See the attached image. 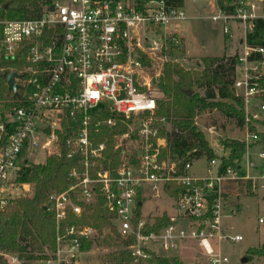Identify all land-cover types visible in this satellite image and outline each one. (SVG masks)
<instances>
[{"label": "built area", "instance_id": "1", "mask_svg": "<svg viewBox=\"0 0 264 264\" xmlns=\"http://www.w3.org/2000/svg\"><path fill=\"white\" fill-rule=\"evenodd\" d=\"M232 5L231 13L220 15L224 35H240L232 88L243 102L244 132L238 142L248 150L259 141L248 126L264 119V47L246 40L254 21L264 22V0H234ZM39 8L35 20L0 19V63L18 64L8 74L17 75L20 107L11 114L13 133L0 145V211L24 194L16 192L25 186L16 183L20 154L31 159L30 152L40 148L47 155L57 153L65 114L77 123L65 139L66 156L79 160L68 173L71 185L51 193L44 205L55 224L53 251L29 260L0 251V264H77L82 244L98 236L80 222L98 198L111 215L106 231L114 227L122 239L132 240L127 250L134 262L166 258L191 244L198 249L196 264H230L222 246L243 238L224 223L236 214L228 194L243 183L254 193L263 190L264 166L251 176L254 163L241 168L235 161L220 172V158L228 154L206 159L203 176H194L195 159L182 164L168 155L161 158L170 123L157 116L152 80L161 75L169 49L177 44L167 27L183 18L181 8L167 0H145L140 7L133 0H40ZM153 65L156 72L149 76ZM104 129L113 133L112 150L119 152L114 168L100 163L105 142L94 143ZM161 130L165 135L160 136ZM207 132L212 135L214 129ZM257 156L264 161V152ZM169 186L180 190L170 196ZM162 198L169 201V211L145 213L149 201ZM69 216L76 223L68 224Z\"/></svg>", "mask_w": 264, "mask_h": 264}, {"label": "trees", "instance_id": "2", "mask_svg": "<svg viewBox=\"0 0 264 264\" xmlns=\"http://www.w3.org/2000/svg\"><path fill=\"white\" fill-rule=\"evenodd\" d=\"M101 1L116 3L127 0ZM133 1L137 7H140L145 0ZM233 1L213 0V3L219 12L229 14L234 8ZM39 2L40 0H0V19L18 21L38 19L40 16ZM167 4L179 9L183 7V0H167ZM246 42L249 46L264 47V22L262 20L254 21V30L247 35ZM236 58L237 55L202 57L203 69L200 73L185 71L169 61L163 64L161 76L154 83L157 92L162 96L156 100L157 116L166 118L170 123V132L166 134L168 139L166 148L161 150V158L168 155L170 160H179L182 164L201 157L207 160L218 158L194 123L195 117L203 112L216 110L223 117L234 121L236 126L243 128V102L232 88ZM142 61L147 64L144 59ZM1 68L4 70L1 71ZM10 68L17 69L18 64L0 63V145L4 144L13 133L14 124L11 121V114L14 109L20 108L18 99L13 98L7 90L5 77ZM195 89L202 90L203 96L196 93ZM187 91H190L189 95L186 94ZM262 102L264 103V98ZM255 124L263 129L256 130ZM61 125L62 133L58 136L57 153L46 156L43 163L33 162L24 152L19 156L16 183L28 185L31 193L11 200L7 207L0 211V251L29 260L43 258L47 252L54 249L55 224L44 205L51 193L63 192L71 185L68 173L78 166L79 160L78 157L67 158L64 145L65 139L76 128L77 123L65 114L61 119ZM117 128L124 129L121 124ZM248 130L257 135L259 138L257 144L261 147L260 151L264 152V119L255 121L254 125H249ZM103 134H99L94 139L95 144L97 142L106 144L104 158L100 160V163L114 168L118 165L119 152L112 150L111 135L113 133L111 130L104 129ZM163 135L165 131L161 130L160 136ZM225 147L230 149V153L227 158H220V172L222 168L239 161L245 150L244 145L235 140L226 141ZM179 190L175 186H169L167 193L175 196ZM110 220L111 215L102 209L101 199L98 198L93 212L83 217L80 222L92 226L98 236H101V240L96 237L84 242L82 250L89 249L95 243L97 246L111 249L108 254L101 257V264H133V259L127 250L132 240L122 239L115 232H104L110 227ZM76 221L73 216H69L67 223H76ZM246 253L250 259L264 257V244L259 248L248 249ZM151 261H155L156 264H179L174 258H152Z\"/></svg>", "mask_w": 264, "mask_h": 264}, {"label": "rangeland", "instance_id": "3", "mask_svg": "<svg viewBox=\"0 0 264 264\" xmlns=\"http://www.w3.org/2000/svg\"><path fill=\"white\" fill-rule=\"evenodd\" d=\"M193 1L183 0V7L181 8L183 18L172 21L167 27V31L171 35L176 33L175 39L177 44L169 49L166 61L176 64L185 71L200 73L203 69L202 57L239 56L241 52L239 45L240 35L238 32L232 33V36L224 35L220 12L215 8L211 0L206 1V4L201 9H196ZM231 30L233 31V27H231ZM177 33L185 38L186 48L184 39L180 38ZM185 49L189 52L188 54H186ZM201 49H204V51H201ZM156 69L157 66L153 65L147 74L153 76ZM159 77L152 80L155 88L154 83ZM194 91L203 96L202 90L195 89ZM155 95L156 98L162 97L159 92ZM194 123L203 133L209 147L218 157L227 156L230 153V149L225 147L226 141H238L243 138V128L241 129L236 126L234 121L223 117L216 110L198 114L194 119ZM210 128L214 129L212 135H209L207 132ZM255 128L258 131L263 129L258 124H255ZM122 145L124 149L130 146L129 143L125 142ZM260 150V145L254 144L248 150H244L239 160L241 168H244L243 164L247 162L253 161L255 163V168L248 171V174L251 176L257 175L261 167L264 166V161L257 156ZM246 153H248L247 157L245 156ZM46 156H48L47 153H44V150L41 148L35 152H30L31 160L36 163H43ZM206 162L205 157L195 160L192 163L190 173L194 176H203ZM16 192H23V195H30L31 193L28 185L19 188ZM228 196L229 201L235 205L236 214L233 218L226 219L224 223L230 232L241 235L243 239L237 244H223V252L228 256L230 264H264V257L250 259L246 253L248 249L259 248L264 244V189L254 193L251 185L243 183L238 184V186L233 185ZM169 204V201L164 198L152 202L149 201L144 207L145 213L160 215L164 209L170 210ZM259 219L262 220V223H258ZM104 232L107 233L106 230ZM98 237L101 240V236ZM110 251L111 249L103 248L93 243L89 249L82 250L81 255L77 259V264H101V257ZM165 257L161 259L174 258L178 260L179 264H196L199 253L195 246L189 244L178 254L166 255ZM242 258L246 259L245 263H241ZM150 261L140 263L133 261V264H156L155 261Z\"/></svg>", "mask_w": 264, "mask_h": 264}, {"label": "water", "instance_id": "4", "mask_svg": "<svg viewBox=\"0 0 264 264\" xmlns=\"http://www.w3.org/2000/svg\"><path fill=\"white\" fill-rule=\"evenodd\" d=\"M206 4V1L204 0H194L193 1V5L196 9H201L204 5ZM17 78V75L15 73H9L6 75L5 77V82H6V86H7V90L9 93H12V96L14 98L17 97V90H18V86L15 84V79ZM186 94H190V91H187ZM98 107H102L101 105H99ZM111 232L114 231V227H111L110 229ZM246 259L242 258L241 259V263H245Z\"/></svg>", "mask_w": 264, "mask_h": 264}, {"label": "crops", "instance_id": "5", "mask_svg": "<svg viewBox=\"0 0 264 264\" xmlns=\"http://www.w3.org/2000/svg\"><path fill=\"white\" fill-rule=\"evenodd\" d=\"M205 1H207L208 2V0H205ZM212 1V3H213V0H211ZM214 4V3H213ZM174 34V33H173ZM176 34V33H175ZM174 34V35H175ZM178 34V33H177ZM178 36L180 37V38H182V39H184V43H185V38L183 37V36H181L180 34H178ZM185 48H186V43H185ZM186 50V54H188L189 52L187 51V49H185ZM201 51H204V49H201ZM202 56V55H201ZM252 163H254L253 161H251ZM255 164V163H254Z\"/></svg>", "mask_w": 264, "mask_h": 264}]
</instances>
